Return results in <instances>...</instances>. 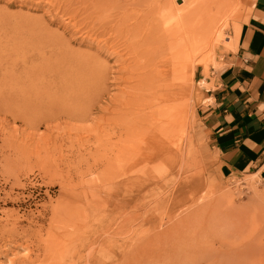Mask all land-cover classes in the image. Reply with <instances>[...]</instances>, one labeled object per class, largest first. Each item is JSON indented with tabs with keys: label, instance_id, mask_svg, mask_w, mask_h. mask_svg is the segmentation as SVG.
I'll return each instance as SVG.
<instances>
[{
	"label": "rangeland",
	"instance_id": "1",
	"mask_svg": "<svg viewBox=\"0 0 264 264\" xmlns=\"http://www.w3.org/2000/svg\"><path fill=\"white\" fill-rule=\"evenodd\" d=\"M246 11L0 0V264H264V184L211 169L189 78Z\"/></svg>",
	"mask_w": 264,
	"mask_h": 264
},
{
	"label": "crops",
	"instance_id": "2",
	"mask_svg": "<svg viewBox=\"0 0 264 264\" xmlns=\"http://www.w3.org/2000/svg\"><path fill=\"white\" fill-rule=\"evenodd\" d=\"M231 47L204 76L193 73L201 101L205 160L221 177L253 176L264 184V0H246ZM208 66H211L210 64Z\"/></svg>",
	"mask_w": 264,
	"mask_h": 264
},
{
	"label": "bare ground",
	"instance_id": "3",
	"mask_svg": "<svg viewBox=\"0 0 264 264\" xmlns=\"http://www.w3.org/2000/svg\"><path fill=\"white\" fill-rule=\"evenodd\" d=\"M210 42H211V40H210ZM192 44V43H191ZM193 46H195V44L193 45ZM188 47V46H187ZM196 47V46H195ZM192 48V46H190V48L189 49H191ZM196 51V50H195ZM198 52V51H197ZM197 54V53H196ZM48 58V57H47ZM194 59V58H193ZM49 63V62H48ZM190 63V62H189ZM188 63V64H189ZM213 63V62H212ZM213 66H214V64H213ZM208 67V66H207ZM182 69H180V71H181ZM179 71V70H178ZM189 72H190V79H192L193 80V73H194V61H192L191 60V64H190V66H189ZM182 73H184V71L182 70ZM191 80V81H192ZM193 82V81H192ZM200 86L202 87L203 85H204V83H203V81L202 80H200ZM72 85H74V84H72ZM71 85V86H72ZM204 87H205V85H204ZM83 231V230H82ZM97 238V237H96ZM88 256H89V254H88Z\"/></svg>",
	"mask_w": 264,
	"mask_h": 264
}]
</instances>
